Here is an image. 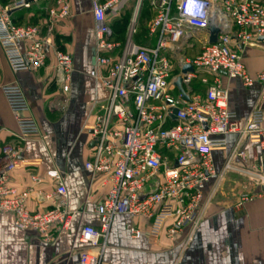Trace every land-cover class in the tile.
Returning <instances> with one entry per match:
<instances>
[{"label":"built area","instance_id":"1","mask_svg":"<svg viewBox=\"0 0 264 264\" xmlns=\"http://www.w3.org/2000/svg\"><path fill=\"white\" fill-rule=\"evenodd\" d=\"M96 34L95 78L108 96L102 110L87 126L91 133L93 155L85 163L91 181L101 177L108 186L106 196L94 205L100 226L81 225L78 240L85 245L80 264H109L104 260L108 236L116 215L127 214L149 222L147 228L133 225L134 238H158L165 230L170 240L187 225L197 223L201 212L203 188L216 174L213 151L225 149L226 135L238 136L235 151L246 137L260 149L257 162L240 171L264 185V72L256 79L263 84L259 102L246 121L236 119L229 109V91L219 73L240 77L251 85L240 53L233 45H251L264 36V0H151L157 10L148 34L154 46L141 45L132 37L122 45L112 40L108 12L124 0H91ZM144 0H138V7ZM26 0L13 7L29 6ZM55 18L70 14L69 4L61 1L50 10ZM211 23L222 29L216 43L209 40L194 58L173 59L197 31H208ZM27 43L26 50L21 43ZM0 45L15 69H38L46 64L50 45L37 25H18L10 8L0 3ZM118 53V54H117ZM58 80L69 89L73 59L69 53L55 51ZM191 63L184 88L190 99L177 90L175 81L181 67ZM197 69L216 77L207 84L205 95L193 93L192 79ZM14 115L18 136L25 139L39 134L28 99L19 84L0 86ZM177 109V113L175 110ZM0 164V212L15 215L21 230H34L50 239L56 228H67L75 214L68 205V190L56 168L46 171L52 188H44L43 177L32 175V186L19 191L10 186L11 173L23 163L22 147L6 143ZM230 162V160H229ZM228 162V167L230 164ZM42 187V188H41ZM38 195L49 208L32 212L27 201ZM249 195H244V199Z\"/></svg>","mask_w":264,"mask_h":264},{"label":"crops","instance_id":"2","mask_svg":"<svg viewBox=\"0 0 264 264\" xmlns=\"http://www.w3.org/2000/svg\"><path fill=\"white\" fill-rule=\"evenodd\" d=\"M17 1L0 0V3L10 8L16 24L37 25L41 37L48 39L50 45L46 64L36 70H15L0 45V86L19 84L39 125L38 135L21 139L0 88V164L6 143L22 147L24 163L11 173L9 182L19 191L32 186L34 174L43 177L42 187L52 188L46 171L58 169L68 190L69 208L75 214L67 228L55 227L52 237L44 239L34 230L19 229L14 214L0 212V264H80L85 245L78 240L79 228L84 224L100 226L94 205L108 191L101 177L91 181L85 167L93 155L87 126L102 110L108 96L95 78L96 34L92 1L33 0L29 6L13 7ZM61 1L69 4L70 14L59 19L53 17L50 10ZM121 5L108 12L109 25L111 13ZM197 32L202 37L193 35L186 41V48L173 59L175 67L180 57L198 55L209 40L208 31ZM148 38L150 44L136 43L154 46L156 38L149 34ZM20 46L26 50L27 43L22 42ZM187 47L189 50L185 51ZM233 47L240 53L253 83L247 86L240 77H229L224 72L219 73V79L229 91V109L236 119L246 121L254 110L262 109L259 97L263 84L256 77L264 72V40L259 38L254 44ZM57 50L69 53L73 59L68 91L63 90L58 80ZM204 77L212 83L216 76L205 69H197L191 83L192 88L194 84L193 93L205 95L208 85L203 83ZM226 141L225 149L213 151L216 174L203 188L197 223L185 226L175 240H170L165 230L158 238H134L130 228L133 225L147 228L149 222L127 214L116 215L104 260L109 264H264V185L240 171L257 162L260 149L254 140L246 137L235 151L238 136L234 133L226 135ZM244 195L249 198L244 199ZM27 206L32 212L49 208L35 193L28 199Z\"/></svg>","mask_w":264,"mask_h":264},{"label":"rangeland","instance_id":"3","mask_svg":"<svg viewBox=\"0 0 264 264\" xmlns=\"http://www.w3.org/2000/svg\"><path fill=\"white\" fill-rule=\"evenodd\" d=\"M143 3V6H142ZM141 3V6L139 8V15H140V10H142V18L140 17L138 19H136V24H135V28L134 31L132 33V37L134 36V39L138 42L144 43V44H150V39L148 38V28L149 25L151 23V21L153 20L154 16L156 14L154 11V6L151 4V0H145ZM121 5V3L119 4ZM138 7V0H126L123 1L122 5L119 7L118 10H116V12H112L110 15V20H113L114 18L121 16V17H125V11L128 10V15L130 14V18L128 20V26H127V31H126V37L129 35L130 30L132 28L133 25V21L136 17V12H137V8ZM154 11V12H152ZM127 17V15H126ZM124 19V18H123ZM194 36H197L199 38L202 37L200 32H194L193 33ZM182 48H186V45L183 46ZM188 47L185 51H188ZM200 50V49H199ZM198 50V52H199ZM192 56H187V58H191ZM194 87V84H193ZM195 87H198L200 89V86L195 84Z\"/></svg>","mask_w":264,"mask_h":264},{"label":"water","instance_id":"4","mask_svg":"<svg viewBox=\"0 0 264 264\" xmlns=\"http://www.w3.org/2000/svg\"><path fill=\"white\" fill-rule=\"evenodd\" d=\"M32 1L33 0H26V2H32ZM138 12H137L136 17H135V19L133 21V25H132V28H131L130 33H129V38L132 37V33L134 31V28H135ZM208 32H209V43H216L217 40H218L219 35L223 31L220 28V26H218V25H216L214 23H211V25H210V27L208 29ZM260 40H264V36L260 37ZM194 71H195V68H194V66L191 63L183 64V66L181 67V73L178 75V77H177V79H176V81L174 83L175 86L179 89V91L184 94V98L186 100H189L190 96H189V94L186 92V90L184 88V80L187 78V74L188 73H193ZM175 112L177 113V109L175 110Z\"/></svg>","mask_w":264,"mask_h":264},{"label":"trees","instance_id":"5","mask_svg":"<svg viewBox=\"0 0 264 264\" xmlns=\"http://www.w3.org/2000/svg\"><path fill=\"white\" fill-rule=\"evenodd\" d=\"M142 6H143V3H142ZM154 11H155L154 14H156L157 10L155 8H154ZM154 11H152V12H154ZM126 15H127V17H126ZM140 17L142 18V10H140V15L138 14V19ZM129 18H130V14L128 15V10H126L125 11V17L118 16V17L114 18L112 20L111 25H110V27L112 29V36H111L112 40L121 41L120 43L122 45H124L126 40H127L126 39L127 38L126 37V31H127ZM132 39H133L134 42H136V40L134 39V36L132 37ZM193 89H194V87H193Z\"/></svg>","mask_w":264,"mask_h":264},{"label":"bare ground","instance_id":"6","mask_svg":"<svg viewBox=\"0 0 264 264\" xmlns=\"http://www.w3.org/2000/svg\"><path fill=\"white\" fill-rule=\"evenodd\" d=\"M138 10H139V9H137V12H138ZM137 12H136V14H137ZM138 13H139V12H138Z\"/></svg>","mask_w":264,"mask_h":264}]
</instances>
